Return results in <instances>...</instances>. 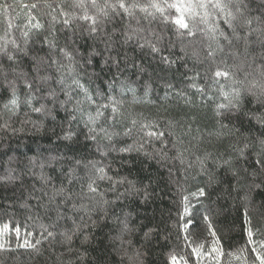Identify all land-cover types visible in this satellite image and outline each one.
I'll use <instances>...</instances> for the list:
<instances>
[{"label": "trees", "instance_id": "16d2710c", "mask_svg": "<svg viewBox=\"0 0 264 264\" xmlns=\"http://www.w3.org/2000/svg\"><path fill=\"white\" fill-rule=\"evenodd\" d=\"M0 264H264V0H0Z\"/></svg>", "mask_w": 264, "mask_h": 264}]
</instances>
